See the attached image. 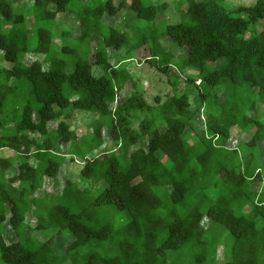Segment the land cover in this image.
<instances>
[{
  "label": "trees",
  "instance_id": "obj_1",
  "mask_svg": "<svg viewBox=\"0 0 264 264\" xmlns=\"http://www.w3.org/2000/svg\"><path fill=\"white\" fill-rule=\"evenodd\" d=\"M114 1L32 0L25 14L24 1L0 0V151L13 153L0 158V226L14 238L0 231V259L217 264L223 247L222 264H264V0L233 10L221 0H174L184 6L174 23L156 21L165 4ZM121 11L115 28L109 22ZM69 16L78 23L75 36L70 25L59 27ZM174 48L184 51L176 65ZM135 49L171 84L161 104L149 105L118 69ZM171 67L196 71L185 78L197 88L194 105ZM127 83L132 91L118 102ZM68 110L96 116L81 140L66 122ZM233 129L243 137L237 146ZM62 147L64 154L54 152ZM67 156L83 158L79 178L94 190L64 177L59 193L34 197L44 179L61 184ZM255 183L259 191L251 190ZM120 214L125 219L115 222ZM57 237L65 245L55 249Z\"/></svg>",
  "mask_w": 264,
  "mask_h": 264
},
{
  "label": "rangeland",
  "instance_id": "obj_2",
  "mask_svg": "<svg viewBox=\"0 0 264 264\" xmlns=\"http://www.w3.org/2000/svg\"><path fill=\"white\" fill-rule=\"evenodd\" d=\"M12 1L14 2V5L18 7H20L22 5V2L24 1L26 4L25 14H27L30 10H32V0H12ZM83 1L86 2L87 0H83ZM97 1L104 2L105 0H97ZM118 1L119 0H115L114 1L115 4H117ZM255 1L256 0H221L220 3L223 5L224 8L228 10H233L240 6H252L254 5ZM152 2L154 4L167 5L166 12L162 14L161 16L157 17L156 19L157 23H162V22L174 23L176 21H179L181 13L184 12V6L183 7L177 6L176 1L174 0H152ZM123 12L124 11H121L116 17L110 20L109 23L111 26L115 28L122 26L123 20L121 17V13ZM133 14L134 13H131L129 17L133 18L134 17ZM62 16L64 15L62 14ZM67 19H68L67 21L63 20L64 22L63 25L61 24L59 27L60 28L64 27L65 29H68L70 25L71 30L73 32L72 34L75 36L78 33L77 32L78 23L75 22V19L71 16H69V18ZM28 27L30 28V25H28ZM130 34L133 35V32L130 31ZM96 38L97 36H94V39ZM163 46H165L166 49H167V46H169V41H167V39L166 41L163 40ZM94 48L95 46L94 44H92V50H94ZM125 51H126V48H123L120 50L119 57L116 60L117 63L120 62V58H123L125 56ZM182 52H184L182 49L174 48V53L176 54V57L172 62L174 63V65H176L182 59L179 57L180 53ZM131 56H132V59L129 61L120 63L118 65V69H124L130 74L132 78V83L134 82L138 93L143 96V98L149 105H157V104L163 103L168 97H170L173 94L171 84L167 81L165 76L159 74L154 68H151L149 64L145 62L142 56V49H135L132 52ZM0 57H1V54H0ZM109 57L113 58V54H110ZM91 61H94V59H91ZM2 64L7 66L5 62ZM170 70L172 73H177L180 76L179 87H178L179 92H182V93L185 92L189 96L190 104L194 105V103L196 102V97H197V88L194 85L186 82L185 78L187 77V75H190V76L197 75L196 71L186 69L182 71L183 73L185 72L187 73V75H184L180 72L178 73L177 70H175L173 67H171ZM130 91H132L131 84L127 83L126 91L118 95V102H120L123 98L128 96L130 94ZM156 97H158L159 103L155 101ZM66 114H68V118L66 119V122L70 125L71 130L74 131L78 139L81 140L82 136H85L87 134L89 135V133L92 132V125H93L94 120L96 119V116L94 114L79 111V110H73V111L68 110ZM144 115H148V112H144ZM141 117H142V114H137L135 118H133V122L131 124V127L133 129L138 128V124H139L138 121L141 119ZM197 120L198 122L194 125L195 127L200 125L201 122H203V115H201V112L198 113ZM50 127L51 129H54L55 126L54 124H51ZM192 131L193 132H191L189 136L194 134L195 129ZM231 134L232 136L236 138L237 142L236 144H234V146H237V144L241 142L240 140L241 138L243 139V137L240 136V132L237 129H233ZM103 140L104 142L110 141L109 132L107 130H103ZM142 145L143 143L141 144V146ZM138 146L139 145H136V147ZM133 149H135V147H133L131 150ZM62 150L63 151L55 150L54 152L64 154L66 152V149L63 148ZM104 151L105 150H99L97 152H94V154L99 155V154H102ZM94 154H88L86 155V157L91 158L92 155L94 156ZM12 156H13V153L8 149H4L0 151V158L8 159V158H11ZM82 159L83 158L79 156H75V157L73 156L72 158L71 156L64 157V159L62 160L63 163L61 167V173H62V178H60L61 184H59L58 187H55L53 186L52 180L44 179L41 190L37 191L34 197L42 198L44 193L46 192L49 195H55L59 193L61 190L62 180L64 179V177L72 181L74 184H77L85 189L94 190V186L92 183L81 181L79 178V172L81 170V167L83 166ZM260 186L261 185L259 183H255L251 185V190L259 191ZM51 204L52 202L50 201H47V202L41 201V202H38L37 206L46 207ZM31 219L32 217L28 215L26 217V222L28 224H31L32 223ZM124 219H125V216L123 214H120L114 217L115 222H117L118 220H124ZM208 223L209 222L205 220L202 224L203 226H207ZM0 231H2V234L4 235L7 241H11L14 239L13 235L9 233L11 231L7 229L6 227H4V225L0 226ZM32 235H34L39 240H43L47 237L48 234L44 235L45 238L41 235H38L37 233H32ZM52 244L55 249L62 248L65 245L64 241H61L59 237L55 238ZM227 257H228V253L226 252V250L223 249V247H217L215 262L217 264H222L227 260ZM0 264H4L1 259H0Z\"/></svg>",
  "mask_w": 264,
  "mask_h": 264
}]
</instances>
